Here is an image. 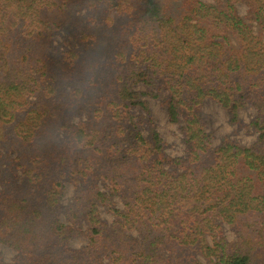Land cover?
Listing matches in <instances>:
<instances>
[{
	"label": "trees",
	"instance_id": "1",
	"mask_svg": "<svg viewBox=\"0 0 264 264\" xmlns=\"http://www.w3.org/2000/svg\"><path fill=\"white\" fill-rule=\"evenodd\" d=\"M263 31L264 0H0V264H264ZM205 100L255 140L212 147Z\"/></svg>",
	"mask_w": 264,
	"mask_h": 264
},
{
	"label": "rangeland",
	"instance_id": "2",
	"mask_svg": "<svg viewBox=\"0 0 264 264\" xmlns=\"http://www.w3.org/2000/svg\"><path fill=\"white\" fill-rule=\"evenodd\" d=\"M201 1L206 3L214 2V0ZM236 8L240 15L246 14L247 6L244 3H236ZM94 18H96V15H94ZM253 24L255 23L253 22ZM253 28L256 29V26L254 25ZM91 32H94L92 35L95 36L96 27L95 30ZM262 39L264 41V31L262 32ZM138 89L141 91L146 90L143 86H138ZM152 93H155V95L150 96L145 94L143 98L147 102L150 117L163 139L164 151L170 156H181L183 154V143L180 134L181 123H172L168 120L167 113L162 104L166 93L164 91L157 92L156 90H152ZM200 114L205 125V130L211 135L212 147L219 145V143L225 138L236 140L238 143L243 145H250L256 138V132L247 125L255 116V109L248 104L238 111L240 123H231L229 113L212 100L204 101ZM142 131L144 134L148 133V129L145 124L142 125ZM72 193V185L69 182H65L63 198L64 203H67L70 200ZM101 216L106 221H111V215L104 210L101 211ZM61 220H63V217H61ZM224 233L229 239L234 236L226 224L224 225ZM84 242L83 237H75L71 239L70 245L78 248L81 247ZM0 252L3 260L6 262L11 261L14 256V251L1 242Z\"/></svg>",
	"mask_w": 264,
	"mask_h": 264
}]
</instances>
